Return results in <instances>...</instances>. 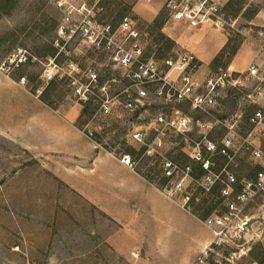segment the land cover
<instances>
[{
    "label": "rangeland",
    "instance_id": "374dc122",
    "mask_svg": "<svg viewBox=\"0 0 264 264\" xmlns=\"http://www.w3.org/2000/svg\"><path fill=\"white\" fill-rule=\"evenodd\" d=\"M57 1L0 0V71L17 79L25 75L27 88L34 94V89L43 84L40 76L43 62L55 52L52 41L61 17ZM69 1L85 2L98 17L115 23L126 16L132 17L141 31L148 32L147 38L152 43L150 49H158L162 56L185 52L178 49L173 38L161 32L165 18L172 19L167 2L166 10L150 24L135 13V6L147 4L146 0ZM259 12L264 13V0H234L233 4H226L223 18L228 22L225 27L231 34L229 46L220 59L211 64L209 73L229 68L234 50H238L248 34L264 45V26L250 22ZM75 44L73 42L70 48ZM154 44H158V48ZM20 48L26 49L30 58L26 63L12 67L8 58ZM78 54L75 56L82 60ZM235 73L239 82L223 89L217 105L209 113L192 111L188 106L184 108L204 121L219 119L212 133L214 137L222 136L227 130L226 124L232 121H237L241 132L246 133L252 127L249 117L258 108L264 109V76L249 75L247 69ZM53 84L48 88L51 97L75 99L66 82ZM85 108L83 106L80 125L90 124V129H86L88 133L107 149L130 155L133 166L161 188L171 184L163 174V159H172L182 166L191 163L182 152V137L170 136L161 147L153 144L158 151L151 154L146 146L136 143L129 135L130 122H140L139 119H134L127 111H121L120 116L95 115L94 103ZM160 108L162 105L158 101L151 106L153 112ZM198 136L196 130L192 138ZM154 139V133L149 131L147 143H154ZM215 160L217 166L225 164L223 157ZM237 164V167L232 166L236 174L254 176L256 167L246 153L238 156ZM191 187L192 190H188L194 192V198L200 197L191 202L192 212L200 216L210 207L213 211L216 198L202 193L195 185ZM185 194V191H178L176 196L182 200ZM115 227L95 204L52 172L45 157L0 129V264H139L115 251L108 243V235ZM191 264H264V233L250 244L213 243Z\"/></svg>",
    "mask_w": 264,
    "mask_h": 264
},
{
    "label": "built area",
    "instance_id": "2783aa9c",
    "mask_svg": "<svg viewBox=\"0 0 264 264\" xmlns=\"http://www.w3.org/2000/svg\"><path fill=\"white\" fill-rule=\"evenodd\" d=\"M166 2L172 19L190 28L225 27L226 0ZM57 8L61 17L52 41L55 52L43 62L40 75L43 84L34 89L35 94L40 96L52 82H66L76 101L83 106L96 105L95 115L120 116L121 111H127L140 121H132L130 137L146 146L151 154L170 136L182 137V152L191 163L182 166L169 158L162 160L163 174L171 183L165 187L168 193L176 196L178 191H185L181 202L190 210L191 202L200 199L194 198L191 185L216 198L215 208L203 220L213 232L212 244L231 241L244 245L261 237L264 233V109L258 108L249 117L252 127L246 133L241 132L237 121H232L226 124L227 130L220 137L212 136L219 119L204 121L184 109L188 106L192 111L209 113L223 89L239 82L235 71L220 68L200 79L193 52L162 56L158 49L151 50L148 32L141 31L132 17L126 16L115 23L98 17L87 3L69 0H58ZM73 42L76 44L70 48ZM154 47L158 48V44ZM77 52L82 60L75 56ZM29 58V52L20 48L8 61L10 66L17 67ZM247 73L264 76V62H251ZM26 80L23 75L19 82L26 85ZM157 101L162 108L153 112L151 106ZM196 130L199 136L193 139ZM149 131L155 135L152 144L147 143ZM241 153H246L256 167L254 176L234 172L232 166H238ZM216 157H223L225 164L217 166ZM122 161L134 165L130 155L124 154Z\"/></svg>",
    "mask_w": 264,
    "mask_h": 264
},
{
    "label": "crops",
    "instance_id": "0c3cea01",
    "mask_svg": "<svg viewBox=\"0 0 264 264\" xmlns=\"http://www.w3.org/2000/svg\"><path fill=\"white\" fill-rule=\"evenodd\" d=\"M166 1L136 5V16L151 24L166 10ZM233 2L226 0V4ZM250 22L264 26V13L255 14ZM161 32L173 38L178 49L194 53L200 79L210 74L213 60L231 35L226 27L205 25L194 29L167 18ZM263 60V45L248 34L229 68L238 72L253 61ZM50 85L53 82L37 96L19 79L0 71V129L45 157L53 173L113 221L116 227L107 240L115 251L139 264L193 263L212 245V230L177 196L155 184L136 166L125 164L122 154L100 144L86 130L90 124L83 127L79 123L83 105L74 98L51 97Z\"/></svg>",
    "mask_w": 264,
    "mask_h": 264
},
{
    "label": "trees",
    "instance_id": "16d2710c",
    "mask_svg": "<svg viewBox=\"0 0 264 264\" xmlns=\"http://www.w3.org/2000/svg\"><path fill=\"white\" fill-rule=\"evenodd\" d=\"M229 46V42H228V44L225 46V48L223 49V51H221V53L213 60V63H216L219 59H220V57L222 56V54L224 53V51H225V49L227 48ZM55 49V48H54ZM237 52V49H235L234 50V52H233V55L235 54ZM54 54V53H53ZM85 109H87V106H86V108ZM150 180H151V178L149 177V176H147ZM167 180V179H166ZM212 206H213V204H212ZM213 208V207H212ZM212 208L210 207V208H208V209H206V210H204V212L200 215V217L201 218H203V219H205L208 215H209V213L212 211ZM195 213V212H194ZM196 214V213H195Z\"/></svg>",
    "mask_w": 264,
    "mask_h": 264
}]
</instances>
